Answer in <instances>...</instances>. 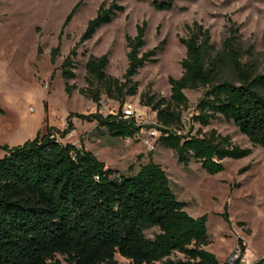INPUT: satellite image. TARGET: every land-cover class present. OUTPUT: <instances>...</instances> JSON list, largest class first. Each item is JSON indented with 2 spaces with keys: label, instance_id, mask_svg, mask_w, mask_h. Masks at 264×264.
I'll return each mask as SVG.
<instances>
[{
  "label": "trees",
  "instance_id": "trees-1",
  "mask_svg": "<svg viewBox=\"0 0 264 264\" xmlns=\"http://www.w3.org/2000/svg\"><path fill=\"white\" fill-rule=\"evenodd\" d=\"M151 6L160 12L173 9L170 1H153ZM77 9L78 5L67 16L59 43L50 51L52 64L60 55L62 31ZM121 11L116 0L107 8L101 4L60 66L66 95L77 90L98 113L70 114L60 133L48 129L20 146L1 147L0 264H117L116 254L131 264H220L205 250L210 245L206 216L195 218L186 212L187 204L176 199L158 164L148 161L135 174H119L83 146L61 140L74 131L71 119L78 117L95 120L96 128L115 138L130 139L142 129H154L159 133L157 145L170 150L179 165L188 167L195 161L214 175L223 171L224 160H240L251 151L214 129L185 130L183 113L189 101L184 91L203 89L192 123L201 128L220 120L232 123L252 146L264 150V74L242 62L233 37L217 51L209 32L193 24L188 36L179 39L185 49L182 75L168 78L169 97L150 87L139 94L140 105L155 114V124L123 119L126 98L137 95L134 77L157 61V49L141 51L145 24L137 27L134 37L126 36L127 68L121 78L106 73L107 54L89 55L83 66L84 87L69 84L75 79L78 46ZM103 97L119 104L116 114L100 113ZM237 243L243 255L241 240Z\"/></svg>",
  "mask_w": 264,
  "mask_h": 264
},
{
  "label": "rangeland",
  "instance_id": "rangeland-1",
  "mask_svg": "<svg viewBox=\"0 0 264 264\" xmlns=\"http://www.w3.org/2000/svg\"><path fill=\"white\" fill-rule=\"evenodd\" d=\"M113 1L0 0V158L4 156L2 146H20L48 129L62 132L70 114L98 113L96 105L77 90L66 95L60 66L100 5L107 8ZM153 1H170L173 9L156 11L151 6ZM77 5L62 31L60 55L52 64L50 51L58 45L62 26ZM116 5L122 11L113 21L78 46L75 79L69 84L84 87L83 66L89 55L107 54L106 73L121 78L127 68L126 36L134 37L137 27L145 24L141 51L157 49V61L138 71L134 77L137 95L124 102L141 111L137 124H155V114L140 105L139 94L150 87L169 97L168 78L182 75L180 61L185 49L179 39L188 36L193 24L209 32L217 51L225 39L233 37L242 62L264 74V0H116ZM184 94L189 101L183 113L185 130L190 126L193 132L214 129L229 136L233 144L249 149L250 155L240 160L226 159L223 171L209 175L195 161L188 167L179 165L170 150L157 145L159 133L154 129H142L130 139L115 138L96 128L95 120L88 122L80 117L71 119L74 131L61 142L83 146L119 174H135L148 161L158 164L167 174L176 199L187 204L186 212L195 218L206 216L210 245L205 250L220 264H227L240 239L245 248L240 264H255L264 259V150L252 146L232 123L214 121L204 128L192 123L203 89L185 90ZM118 110L117 102L103 97V116ZM115 260L117 264H131L118 254Z\"/></svg>",
  "mask_w": 264,
  "mask_h": 264
},
{
  "label": "built area",
  "instance_id": "built-area-1",
  "mask_svg": "<svg viewBox=\"0 0 264 264\" xmlns=\"http://www.w3.org/2000/svg\"><path fill=\"white\" fill-rule=\"evenodd\" d=\"M121 113L123 119H134L135 122L137 117L141 115V111L136 109L133 105L129 103H124L122 105ZM240 257H241L240 247L237 245L236 251L233 254H231V256L227 259V264H233L234 262L240 260ZM259 262H260L259 264H264V259L260 260Z\"/></svg>",
  "mask_w": 264,
  "mask_h": 264
}]
</instances>
